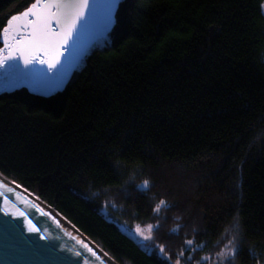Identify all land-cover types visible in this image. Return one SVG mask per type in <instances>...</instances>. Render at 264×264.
Returning a JSON list of instances; mask_svg holds the SVG:
<instances>
[{"label":"trees","instance_id":"16d2710c","mask_svg":"<svg viewBox=\"0 0 264 264\" xmlns=\"http://www.w3.org/2000/svg\"><path fill=\"white\" fill-rule=\"evenodd\" d=\"M34 2L0 0V34ZM260 2L124 0L109 40L64 92L0 97V174L117 264H168L122 230L128 217L158 223L156 244L205 251L235 228L238 264L262 261ZM165 198L174 212L156 217Z\"/></svg>","mask_w":264,"mask_h":264},{"label":"snow or ice","instance_id":"6c2138e0","mask_svg":"<svg viewBox=\"0 0 264 264\" xmlns=\"http://www.w3.org/2000/svg\"><path fill=\"white\" fill-rule=\"evenodd\" d=\"M118 2L119 0H107L105 25L99 36L109 30ZM94 14L95 5L92 4L90 8V0H43V2L36 0L26 11L12 16L3 30L4 48L0 49V53L7 52L8 54L0 58V68L4 67L6 61H15L17 58L23 62V68L19 63L9 64L4 71L6 82L14 87L42 82L44 95L58 90L65 83L70 70L76 68L85 55L87 44L82 38ZM53 21L55 26H53ZM65 49L69 52L67 57L64 56ZM62 57L64 58L63 63ZM36 64L46 66V68L34 67ZM49 73L51 75H48ZM150 186V181L144 180L138 187L142 190H149ZM164 208H167V202L161 199L153 211L159 214ZM19 215L23 216L24 213L20 212ZM28 227L31 232L37 231L31 222ZM157 227L158 225L148 224L144 228L138 227L137 233L144 240H151L153 231ZM178 229L179 225L172 231H178ZM229 234L222 239H227ZM185 243L192 245L194 241L188 240ZM201 246L197 245V247ZM160 251L162 253L165 251L163 246H160ZM239 252L237 237L233 236L228 239L224 248L216 253L218 264H235ZM249 254L252 258L259 259V254L254 249L250 248ZM76 255L80 253L77 252ZM179 255H183V249ZM177 264H180L179 257ZM212 264H217V261H213Z\"/></svg>","mask_w":264,"mask_h":264},{"label":"water","instance_id":"95a60500","mask_svg":"<svg viewBox=\"0 0 264 264\" xmlns=\"http://www.w3.org/2000/svg\"><path fill=\"white\" fill-rule=\"evenodd\" d=\"M100 1L104 2V0ZM122 3L123 0L117 3L109 30L102 36H99V33L103 31L105 25L107 0L103 6L97 7L82 38L87 44L85 55L80 64L70 70L65 83L58 90L44 95L42 82L24 84L19 87L6 82L4 71L9 64L19 63L23 68V62L17 58L15 61H6L4 67L0 68V95L27 90L33 96L48 98L64 91L74 74L80 71L83 61L88 58L91 51H99L103 48L102 41L108 40L110 33L116 27L117 13ZM53 26H55L54 21ZM1 43V49H3V35ZM7 54V52L0 53V58ZM68 55L69 52L65 49L64 56ZM63 60L62 57V63ZM34 67L46 68L39 64ZM27 194L29 193L23 188L0 174V264H117L53 209L40 201H34ZM20 212L24 215H19ZM29 222L37 229L36 232L29 231ZM77 252L80 255H76Z\"/></svg>","mask_w":264,"mask_h":264},{"label":"rangeland","instance_id":"374dc122","mask_svg":"<svg viewBox=\"0 0 264 264\" xmlns=\"http://www.w3.org/2000/svg\"><path fill=\"white\" fill-rule=\"evenodd\" d=\"M260 9H261V13H262L263 18H264V0H261V2H260ZM164 196H166V195H164ZM171 197H174L173 199L176 200V201H172V202L170 201L171 203H173V202L176 203V205L178 207H179V205L182 206V202L179 198L177 199L176 196H173V195ZM168 199L172 200L169 197H168ZM165 201L167 202V199ZM167 208H168V204H167ZM167 208L162 209L159 214H157L155 212H154V214L156 215V217L159 216L161 218V217H163V215L170 213L169 210L174 212V209H167ZM125 222L126 223L123 225V227L122 226L121 227H122V230L126 234H128L137 243L141 244L145 250L146 249L149 251L154 250L155 253L157 255H159L160 257L164 258L168 262V264H177L178 257H179L180 264H212L213 261H217V264H218V258L216 257V253L220 252L224 248V245L228 242V239H231L233 236L237 237L239 247L241 246L239 234L235 228L231 229L230 232H227V234L230 233L229 235H227V239H221L219 241V244H217L213 248V251H205L204 249L200 250V248L195 247L194 244L188 245L185 242L183 243L180 239H178L175 243L167 244L166 246L163 244L154 243V235H155L154 233L156 232L158 227L156 229H154V231H153V239L144 240L143 237L137 233V228L138 227L144 228L148 224L158 225V223H155V222L154 223H140V222L136 221L135 219H133L132 217H128L125 220ZM225 236H226V234L223 236V238ZM160 246H163V248L165 250L163 253L160 251ZM182 249H183V255L180 256L179 254H180ZM204 257H207L208 259H202ZM236 259H235V264H238ZM261 262H264V259L262 261L257 262V264H261Z\"/></svg>","mask_w":264,"mask_h":264},{"label":"bare ground","instance_id":"6f19581e","mask_svg":"<svg viewBox=\"0 0 264 264\" xmlns=\"http://www.w3.org/2000/svg\"><path fill=\"white\" fill-rule=\"evenodd\" d=\"M106 0H104V2H105ZM35 2H36V0H35ZM34 2V3H35ZM103 1H100V0H90V8L92 7V4H94L95 5V10L97 11V7L99 8V7H101V6H103V3H104ZM96 3H97V5H96ZM121 5V4H120ZM31 6V5H30ZM27 10V9H26ZM117 15H118V13H117ZM117 18V17H116ZM10 19V18H9ZM8 19V20H9ZM8 22V21H7ZM116 23H117V20H116ZM7 25V24H6ZM5 27H7V26H5ZM4 27V28H5ZM4 28L2 29V31H1V34H0V43H1V36L3 35V30H4ZM115 29V28H114ZM113 29V30H114ZM113 32V31H112ZM110 35H111V33H110ZM109 35V36H110ZM108 40H109V37H108ZM108 40H105V41H102V43H104V46H105V44H106V42L108 41ZM2 48V43H1V47H0V49ZM94 52V50L93 51H91V53H90V55L92 54ZM89 55V56H90ZM88 56V57H89ZM87 59V58H86ZM86 61V60H85ZM85 61H83V65H84V63H85ZM83 65H82V67H83ZM75 75V74H74ZM72 81V79L70 80V82ZM70 84V83H69ZM68 84V85H69ZM68 87V86H67ZM67 87L65 88V90L67 89ZM64 90V91H65ZM64 91H62V92H64ZM20 92V91H19ZM62 92H60V93H62ZM15 93H17V92H15ZM15 93H12V94H15ZM60 93H57V94H60ZM57 94H55V95H53V96H56ZM11 95V94H10ZM2 96H7V95H0V97H2ZM52 96V97H53ZM41 98H43V97H41ZM48 98H51V97H48ZM11 181V180H10ZM14 183V182H13ZM20 187V186H19ZM22 188V187H21ZM25 190V189H24ZM25 191H27V190H25ZM28 192V191H27ZM29 194H27L28 196H30L32 199H34V201H40V202H42L39 198H37L35 195H33L32 193H30V192H28ZM43 204H45L44 202H42ZM46 206H48L47 204H45ZM49 207V206H48ZM50 209H52L51 207H49ZM54 210V209H53ZM55 211V210H54ZM56 212V211H55ZM57 213V212H56ZM58 214V213H57ZM59 215V214H58ZM61 216V215H60ZM62 217V216H61ZM63 218V217H62ZM64 220H66L65 218H63ZM67 221V220H66ZM68 222V221H67ZM69 223V222H68ZM70 224V223H69ZM71 225V224H70ZM72 226V225H71ZM74 227V226H73Z\"/></svg>","mask_w":264,"mask_h":264}]
</instances>
